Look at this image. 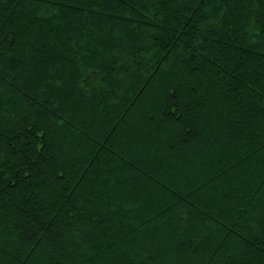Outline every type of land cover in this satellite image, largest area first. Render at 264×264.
Wrapping results in <instances>:
<instances>
[{"label":"trees","instance_id":"16d2710c","mask_svg":"<svg viewBox=\"0 0 264 264\" xmlns=\"http://www.w3.org/2000/svg\"><path fill=\"white\" fill-rule=\"evenodd\" d=\"M0 264H264V0H0Z\"/></svg>","mask_w":264,"mask_h":264}]
</instances>
